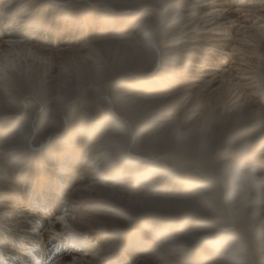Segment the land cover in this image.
<instances>
[{
	"label": "rangeland",
	"instance_id": "obj_1",
	"mask_svg": "<svg viewBox=\"0 0 264 264\" xmlns=\"http://www.w3.org/2000/svg\"><path fill=\"white\" fill-rule=\"evenodd\" d=\"M0 164V264H264V0H0Z\"/></svg>",
	"mask_w": 264,
	"mask_h": 264
},
{
	"label": "bare ground",
	"instance_id": "obj_2",
	"mask_svg": "<svg viewBox=\"0 0 264 264\" xmlns=\"http://www.w3.org/2000/svg\"><path fill=\"white\" fill-rule=\"evenodd\" d=\"M160 24V23H159ZM111 101V100H110ZM113 102L111 101V104ZM117 117H119L118 114H116ZM144 123V122H143ZM140 143V142H138ZM171 159L172 161L175 162V166L178 167V169H185L186 171H188L183 163V161L178 158L175 153H171ZM163 163L166 164L167 166H169L167 164V161L165 159H163ZM234 160V159H233ZM232 164V163H231ZM202 174L205 175V177L211 181V182H222L224 184H226V180L219 174H217L216 172H203L202 171ZM161 176V175H159ZM243 176H245L243 174ZM240 178L238 181L239 183H235L232 187V190H239L241 192H245L246 195H243L242 197H240V201L238 202V205H233V207L231 208H239L240 210H245L247 208H250V205L247 204L249 202V199H247V197L250 195L252 189H249V184H248V179L246 177H243ZM232 183H234V180L232 181ZM216 194V190L214 188H198V190L196 191L195 195L190 198V199H185V198H182V197H178V198H174L173 201H163L165 205H167L168 207H172L173 209H176V211H180V212H186L187 210L191 211V210H194V209H197L199 208V206H201V202L204 201V200H207V203L209 205L208 207V210L212 211L210 215H213L214 213V209L216 208L215 207V195ZM233 195V191H232V194ZM207 208H204L201 206V212L203 214H207L206 210ZM236 212L230 213V217L229 219L233 222H234V214ZM261 226V225H260ZM259 226V227H260ZM260 229V228H259ZM263 229V228H262ZM225 240L228 238L227 236L224 237ZM235 241H240V239L236 236L235 237ZM262 245L260 246H264V239L262 241ZM255 244V243H253ZM233 245H236L235 243ZM257 246V245H256ZM250 254V253H249ZM224 258H227V257H224ZM252 259V258H251ZM247 263L249 264H256L255 260L253 259L252 261L250 260V255L247 257Z\"/></svg>",
	"mask_w": 264,
	"mask_h": 264
},
{
	"label": "trees",
	"instance_id": "obj_3",
	"mask_svg": "<svg viewBox=\"0 0 264 264\" xmlns=\"http://www.w3.org/2000/svg\"><path fill=\"white\" fill-rule=\"evenodd\" d=\"M4 169L6 170L7 166H5L4 164H0V176H1V178H4V175H5V170ZM2 181L10 182V181H7V180H2Z\"/></svg>",
	"mask_w": 264,
	"mask_h": 264
},
{
	"label": "snow or ice",
	"instance_id": "obj_4",
	"mask_svg": "<svg viewBox=\"0 0 264 264\" xmlns=\"http://www.w3.org/2000/svg\"><path fill=\"white\" fill-rule=\"evenodd\" d=\"M51 259H52V256H49L48 260L45 262V264H50Z\"/></svg>",
	"mask_w": 264,
	"mask_h": 264
}]
</instances>
